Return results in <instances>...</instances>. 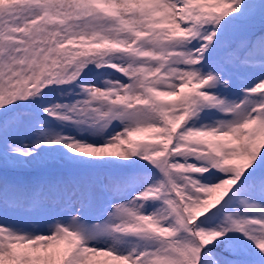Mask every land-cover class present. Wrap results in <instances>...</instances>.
Segmentation results:
<instances>
[{"label":"snow or ice","instance_id":"6c2138e0","mask_svg":"<svg viewBox=\"0 0 264 264\" xmlns=\"http://www.w3.org/2000/svg\"><path fill=\"white\" fill-rule=\"evenodd\" d=\"M0 264H264V0H0Z\"/></svg>","mask_w":264,"mask_h":264}]
</instances>
